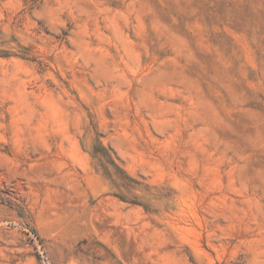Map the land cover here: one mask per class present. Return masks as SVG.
<instances>
[{
  "label": "rangeland",
  "instance_id": "obj_1",
  "mask_svg": "<svg viewBox=\"0 0 264 264\" xmlns=\"http://www.w3.org/2000/svg\"><path fill=\"white\" fill-rule=\"evenodd\" d=\"M0 264H264V0H0Z\"/></svg>",
  "mask_w": 264,
  "mask_h": 264
}]
</instances>
